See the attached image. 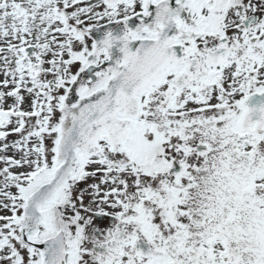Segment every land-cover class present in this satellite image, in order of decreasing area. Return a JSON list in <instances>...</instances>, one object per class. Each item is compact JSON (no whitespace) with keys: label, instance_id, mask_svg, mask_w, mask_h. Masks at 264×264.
Returning a JSON list of instances; mask_svg holds the SVG:
<instances>
[{"label":"snow or ice","instance_id":"6c2138e0","mask_svg":"<svg viewBox=\"0 0 264 264\" xmlns=\"http://www.w3.org/2000/svg\"><path fill=\"white\" fill-rule=\"evenodd\" d=\"M0 264H264V0H0Z\"/></svg>","mask_w":264,"mask_h":264}]
</instances>
